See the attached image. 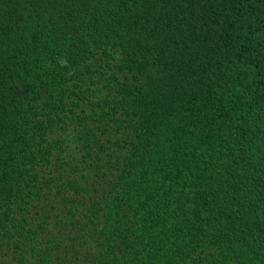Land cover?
Wrapping results in <instances>:
<instances>
[{"label":"trees","instance_id":"obj_1","mask_svg":"<svg viewBox=\"0 0 264 264\" xmlns=\"http://www.w3.org/2000/svg\"><path fill=\"white\" fill-rule=\"evenodd\" d=\"M0 264H264V0H0Z\"/></svg>","mask_w":264,"mask_h":264}]
</instances>
